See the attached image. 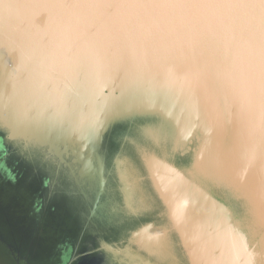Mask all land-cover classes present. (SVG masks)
I'll use <instances>...</instances> for the list:
<instances>
[{"label":"water","instance_id":"95a60500","mask_svg":"<svg viewBox=\"0 0 264 264\" xmlns=\"http://www.w3.org/2000/svg\"><path fill=\"white\" fill-rule=\"evenodd\" d=\"M122 2L0 0V264H112L102 245L133 239L131 264H264V129L148 79L121 74L101 91L33 77L48 5ZM4 3L19 6L7 24Z\"/></svg>","mask_w":264,"mask_h":264},{"label":"clouds","instance_id":"9594fccd","mask_svg":"<svg viewBox=\"0 0 264 264\" xmlns=\"http://www.w3.org/2000/svg\"><path fill=\"white\" fill-rule=\"evenodd\" d=\"M17 5L3 4L4 23ZM53 28L33 49L38 80L71 74L101 91L116 76L148 79L202 94L218 112L264 129V0H129L115 4H50ZM103 8L122 14L110 28L66 26L62 12ZM103 104V101H101ZM136 245V248H133ZM112 264H131L139 242L102 245Z\"/></svg>","mask_w":264,"mask_h":264}]
</instances>
